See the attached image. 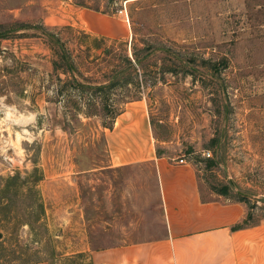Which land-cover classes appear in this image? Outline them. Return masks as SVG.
<instances>
[{
  "label": "rangeland",
  "instance_id": "1",
  "mask_svg": "<svg viewBox=\"0 0 264 264\" xmlns=\"http://www.w3.org/2000/svg\"><path fill=\"white\" fill-rule=\"evenodd\" d=\"M92 13L113 36L89 32ZM18 23L58 33L85 85L103 83L127 57L134 65L113 88L87 91L85 98L92 93L100 101L84 108L65 84L69 74L55 71L47 39ZM3 31L0 264H86L67 255L88 231L93 246L164 234L159 213L150 210L157 197L145 202L134 176L112 175L110 189L98 180L107 176L78 174L107 165L103 124L139 98L158 149L195 164L206 198L242 201L248 224L264 220V0H0ZM107 101L110 111L102 107ZM124 178L132 179L127 187ZM110 202L118 213L107 229L101 220L109 219ZM81 209L89 222H76Z\"/></svg>",
  "mask_w": 264,
  "mask_h": 264
},
{
  "label": "crops",
  "instance_id": "2",
  "mask_svg": "<svg viewBox=\"0 0 264 264\" xmlns=\"http://www.w3.org/2000/svg\"><path fill=\"white\" fill-rule=\"evenodd\" d=\"M99 15L88 16L92 26L89 32L113 36L110 27L98 23ZM101 16L109 18L102 13ZM103 136L108 152L107 165L81 170L78 174L107 176V179L98 180L107 183L110 189L115 180L112 175L134 176L145 202L149 195L157 197L156 203L150 204V210L159 213L165 232L152 238L123 239L93 246L91 239L94 237L88 231L81 236L84 244L67 256L81 255V261L92 264H264V220L238 228L237 224L247 218V208L242 201L221 195L206 198L195 164L185 158L180 162L177 156L165 155L158 149L149 109L142 98L127 102L115 117L113 126L103 127ZM143 164L151 168L132 167ZM122 181L127 187L132 179ZM110 189L108 197L115 198L116 190ZM102 197L99 199L104 201ZM145 208L148 210V205ZM108 210L109 219L101 220L107 229L114 226L118 213L111 202ZM81 211V214L76 212L79 218L76 222H89L90 218L84 215L83 209ZM25 264L50 263L39 260Z\"/></svg>",
  "mask_w": 264,
  "mask_h": 264
},
{
  "label": "trees",
  "instance_id": "3",
  "mask_svg": "<svg viewBox=\"0 0 264 264\" xmlns=\"http://www.w3.org/2000/svg\"><path fill=\"white\" fill-rule=\"evenodd\" d=\"M17 26L19 28H25V29H36V33L40 34L41 37L47 39V41L50 43L52 49L54 50L55 53V59L53 60V65L55 68L56 72H63L65 74H69L68 79L65 80V84L68 83V85H70V88L74 91H78L81 95V98H83V102H85L84 108H88L90 106H97L99 104V99H97V96L91 93V97H84V94H86L87 91L90 92V90H93L94 93L99 92H103L105 89H110L113 88L115 85L119 84V81L121 80L120 78L124 75V73L126 72V70L128 69L129 66H133V62L132 60L127 57L125 60V65H119L115 68V70H112V75L103 83H99L97 85H85L84 83H82L81 81H79V79L77 78L76 75V70H78L77 66H76V62L74 59V55L72 53V51L66 46L65 42L62 40V38L58 35V33L52 31L51 29H49L48 27H46L43 24L34 26L31 23H18ZM9 37V33L7 31H3L2 33H0V39L3 38H8ZM96 47H98V45H96ZM107 52H109L108 49H106ZM136 55V54H135ZM135 62L138 63V65L142 64L141 58L139 56H135ZM79 74H83L81 71L79 72ZM83 76V75H82ZM59 81H63V79L61 77H58ZM57 92L60 94L63 93L62 88H58ZM100 99H102V96L99 97ZM76 104V108L77 110H81L83 112V114H85L86 116H88V110L86 109H82L79 105L78 102H75ZM110 106V103H104L102 104L103 110H107L110 111V109H108ZM121 111V110H120ZM120 111H116V112H110L111 115V121L107 122L106 124L104 123L103 126L104 127H112L113 126V122L115 117L120 113ZM248 225V218H246L244 220L243 223H239L237 224L236 227L240 228V227H244ZM72 262H76L78 263L76 260H80L82 256L81 255H73V256H69L68 257ZM76 259V260H75ZM86 264H92L91 262L86 263Z\"/></svg>",
  "mask_w": 264,
  "mask_h": 264
},
{
  "label": "built area",
  "instance_id": "4",
  "mask_svg": "<svg viewBox=\"0 0 264 264\" xmlns=\"http://www.w3.org/2000/svg\"><path fill=\"white\" fill-rule=\"evenodd\" d=\"M204 154H207V156H211V152H210V151H209V152H207V153H204ZM179 161H180V162H184V161H185V159L181 158V159H179Z\"/></svg>",
  "mask_w": 264,
  "mask_h": 264
}]
</instances>
